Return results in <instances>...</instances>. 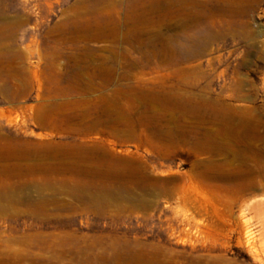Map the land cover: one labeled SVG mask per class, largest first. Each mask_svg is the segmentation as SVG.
<instances>
[{
  "label": "rangeland",
  "instance_id": "374dc122",
  "mask_svg": "<svg viewBox=\"0 0 264 264\" xmlns=\"http://www.w3.org/2000/svg\"><path fill=\"white\" fill-rule=\"evenodd\" d=\"M152 2L0 0V264H264V0Z\"/></svg>",
  "mask_w": 264,
  "mask_h": 264
},
{
  "label": "bare ground",
  "instance_id": "6f19581e",
  "mask_svg": "<svg viewBox=\"0 0 264 264\" xmlns=\"http://www.w3.org/2000/svg\"><path fill=\"white\" fill-rule=\"evenodd\" d=\"M162 1V0H161ZM176 1L178 0H166L165 2H160V1H157V0H153V2L151 3V5L149 7H147V10L144 8V11H139V10H135V14L137 15L135 17L136 20H138L139 22H142L145 20L146 18V15L150 14L151 13H160L161 9L163 8V6H172V5H175L176 6ZM104 2V1H103ZM102 2V3H103ZM151 2V1H150ZM93 3V2H91ZM94 4V3H93ZM96 4L97 6H95L96 8L99 7L98 5L100 4V0H96ZM80 5V4H79ZM78 6V5H77ZM162 6V7H161ZM80 7H86V4L83 3ZM92 9V8H91ZM170 9V8H169ZM74 10V9H73ZM78 10V9H75V11ZM80 10V9H79ZM172 10V9H170ZM92 11V10H91ZM90 12V11H89ZM170 12V11H169ZM172 13H174V10L172 11ZM161 14H163L161 12ZM160 14V15H161ZM171 15V14H170ZM164 16V15H163ZM171 17L173 18V16L171 15ZM97 18V17H96ZM169 18V17H168ZM177 18V17H176ZM98 19V18H97ZM92 20V19H90ZM89 21V20H88ZM87 21V22H88ZM99 21V20H98ZM103 21V20H102ZM98 22L96 24H93V25H90V26H86V27H83V25H80L82 27H75L73 28V33L77 36V37H80V38H84V40H92V41H109V42H112V43H119L121 41V38H122V33L120 31L121 29V25L119 26H116V25H108L104 22ZM178 21V19H177ZM77 22V21H76ZM91 22V21H90ZM134 24V23H133ZM141 24V23H140ZM162 26V25H161ZM160 26V27H161ZM173 25L170 26V27H165V28H162V30L160 29L159 32L157 33V38H161L163 37V35H165V31L166 30L167 32L170 31V29H172ZM71 30V29H70ZM71 31V32H72ZM150 31V30H149ZM57 33V32H56ZM72 34V33H70ZM156 35V34H155ZM147 34H144V37H146ZM71 37V36H70ZM166 37V35H165ZM72 38V37H71ZM75 38V37H74ZM76 39V38H75ZM167 39V38H166ZM169 40V39H168ZM143 42H146V39L143 40ZM150 40L147 39V42L145 43L146 46H149L150 44ZM153 45V44H152ZM104 48V47H103ZM155 50V49H154ZM246 135V134H245ZM246 146V145H245ZM264 235V233L262 234ZM244 236L245 238L247 239V242L249 244H251L252 241H254V238H253V235L251 233V231L247 230V228L245 229V232H244Z\"/></svg>",
  "mask_w": 264,
  "mask_h": 264
}]
</instances>
